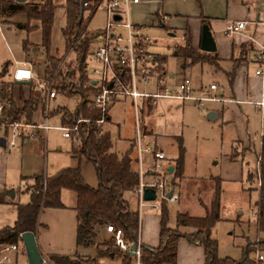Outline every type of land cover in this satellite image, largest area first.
Listing matches in <instances>:
<instances>
[{
	"label": "rangeland",
	"instance_id": "obj_1",
	"mask_svg": "<svg viewBox=\"0 0 264 264\" xmlns=\"http://www.w3.org/2000/svg\"><path fill=\"white\" fill-rule=\"evenodd\" d=\"M27 1L31 2L30 0ZM41 1L42 0H37L36 3H41ZM161 1H163V3H159ZM55 2L58 6L56 9L49 51L43 44L42 29L39 21L31 22L35 27L30 31L25 27L17 28L15 26L17 22L23 24L27 22L25 13H19L13 16L12 19L14 23L12 24L0 23V72L3 63L9 61L10 65L7 70V76L10 74L13 76L12 63L16 64L19 63V61H26L31 64L34 71L41 77L40 79L44 78L48 80L47 75L44 74V70L48 64L49 55H54L62 60L60 67L62 65L65 67L70 64L69 62L74 57V52L71 53V49L69 50V45L63 33L68 23L67 9L65 7L66 0H55ZM262 2L263 0H155L154 3L148 5H133L131 8V18L135 22H141L148 26L147 33L152 43L151 50L159 55L158 64L161 69L165 68L164 70L166 71L168 83H180L188 77L191 79L193 89H204L207 91L210 89V85L215 83L219 87L217 91L218 94L225 93V95H230V82L224 73V70L230 69L228 63H225L221 59L216 63L211 61L192 63L191 59L179 53L180 47L184 43L186 30L188 28L190 30L194 28L197 23H199L198 21L201 20L203 24L209 25V19L212 15L220 18H227L225 19L226 21H233L239 17H245L248 8H250V13L245 19L256 20L257 16L255 15L254 8H260ZM162 7H164L166 14L170 16L166 18V20H163L165 24L164 27L160 25V21L155 14ZM160 13L163 16V11ZM88 15L87 12L84 13V16ZM104 17L105 12L98 10L94 14L89 27L95 30L103 28ZM220 21L224 22L222 19H220ZM254 32L255 26L251 24L249 29L243 33L253 35ZM223 36L227 40H233V35L223 34ZM250 44L255 51L254 42L250 41ZM245 47L247 46H244V48ZM95 48L96 45L91 46L92 50ZM256 69L257 65L251 63L250 74H254ZM171 74H175V78L172 79ZM49 82H53V80ZM33 87L34 90H36L34 83ZM262 88L264 93V84ZM149 90L150 92H154L156 86L152 84L149 86ZM29 91L30 87L24 84L17 85L14 88V93L17 95L23 93L28 96ZM196 91L197 90L193 92L194 95L197 94ZM44 95V113L42 114L39 110L35 116L34 122L42 120L45 116L47 101L46 92ZM80 102L81 96L79 95L68 96L60 93L56 99L51 100L49 115H52L51 112L59 106L66 107L70 111H75ZM121 106L122 105L116 106L115 109L120 111L118 117L121 121L122 135L130 137L134 133L135 136V117L132 102H127L126 105H123L124 107H122V109ZM221 107V104L213 102H206L204 105L199 104L197 101L185 102L184 136L182 139L185 150L184 157L188 159V167L192 170H197V177L205 179L211 176L221 175L224 172L228 174L225 181H222V204L224 206L223 212L221 211L222 220L217 222L212 230L213 236L218 240L219 244L218 255L222 258H231L240 261L244 258L245 247L250 243V245L255 248V251L251 252L249 257L256 260L258 252L264 256V242H261L264 241V231L258 233L255 219L251 214V211L254 210L253 204L258 197V192L248 189L250 185L245 180L247 175L246 163L243 162L244 176L243 179H240L238 178L239 169L235 168L233 164H229L225 161L227 156L233 152V142L231 141L229 131L228 129L224 131L222 119L208 120L207 118L210 111L220 110ZM243 108L246 113L249 114L252 135L255 136V139L259 140L261 133H264V112L259 111L250 104L243 105ZM148 111L150 110H147V112ZM59 115L60 114L56 116ZM53 116L55 115H52V117ZM150 116H152V114L146 116L145 120H149ZM52 117L49 121L50 125L54 126L60 123L59 117L55 119ZM117 131L118 130L112 132L115 138H117L116 135H118ZM43 138L46 145L44 154L42 152L30 151L23 157L21 156L22 146L20 142L18 147L12 150L11 153L8 152L6 146L0 143V152L7 156V159L3 158L1 161L0 174L2 176L4 174L5 177H7V185L5 187H7L8 195L11 190H15L16 197L14 199L18 202L26 203L30 200L28 190L34 185L35 176H51L62 168L70 167L72 164L78 165L79 163V160L77 161L72 157L70 151L72 150L71 140L66 139L62 131L51 129L46 136L43 135ZM74 143L77 146V142L74 141ZM131 149L132 147L128 142L118 143L117 151L121 155L126 154L131 151ZM123 150L124 152H122ZM170 150L171 152H176L175 150L178 151L177 148L174 149L172 147H170ZM243 152H245L244 149H242V153ZM133 153L135 152L133 151ZM242 153L239 152V154ZM167 155L171 158L169 154ZM246 155L245 161L250 165L249 170L255 172L259 171L258 152H246ZM81 167L88 181L95 179L97 183L99 182L96 169L92 163H82ZM0 183L2 182L0 181ZM210 185L214 188L215 183H208L206 180L190 184L187 196H193V192L198 188L200 191L194 193L196 199L200 198L202 199L201 201L205 200V203H209L212 196L211 191L208 190L207 187ZM257 185H259L258 179H256L255 184L251 187L255 188ZM69 194H72V192ZM9 196H11V194ZM67 196L70 197L69 195ZM126 196L130 199L133 207L136 205L137 210L138 198L136 194L128 191L126 192ZM179 210V202H168V224L172 228H177V215ZM188 210L193 216L203 213L202 206H199L193 200L189 202ZM160 213V211L150 206L144 208V211L141 213V223L145 233L153 232L154 226L157 227L159 225ZM17 216V207L0 203V229L5 225H13ZM240 219L245 220V222L250 221V223L240 224L237 222ZM100 228L99 239L103 241L104 245L102 249L106 252L109 250V245L112 246V248L116 246V241L113 234L108 233L103 227ZM76 230V214L72 209L66 207H44L39 215L37 225L39 261H31L26 244L24 241H21L19 263L51 264L48 258L50 253L76 255L87 252L94 254V249L84 250V247L78 245ZM154 232H156V229ZM117 259L119 260L118 264H122V259L119 257H117ZM261 264H264V261L261 262Z\"/></svg>",
	"mask_w": 264,
	"mask_h": 264
},
{
	"label": "trees",
	"instance_id": "obj_2",
	"mask_svg": "<svg viewBox=\"0 0 264 264\" xmlns=\"http://www.w3.org/2000/svg\"><path fill=\"white\" fill-rule=\"evenodd\" d=\"M87 0H66L68 23L63 33L66 37L71 53L74 57L67 66H61L62 60L54 55H49L48 64L44 70L49 81L53 80V86L60 94L68 96L79 95L81 102L75 111L59 106L53 110L52 115H62V124L78 126V132L74 133L76 140L82 142L73 147V154L78 157H86L95 167L98 175V186H91L83 176L80 166L65 167L51 176H35L34 185L28 190L30 200L27 203L17 204V219L13 225H7L0 229V243L15 242L25 232H35L39 215L44 207L63 208L62 191L71 190L76 193L77 201V243L78 245L90 246L94 243L101 231L107 224H113L123 230L126 241L135 244L140 228L141 218L137 211L131 209L125 193L133 191L139 184V174L136 170L133 156L134 145L131 151L119 155L113 151L111 134L105 131L98 135L97 120L101 112L97 108H90L86 95L88 89L84 87L88 74L85 62L90 50V43L80 36L82 29L81 16H83V3ZM55 0H42L41 3H31L27 0H0V23L12 24L13 16L25 13L27 22H17V28L25 27L28 31L35 26L32 21H39L42 29L43 44L49 51L52 32L57 9ZM161 23L163 20L161 19ZM184 43L179 53L183 54L192 63L211 61L218 62L219 58L214 52H206L196 49L193 44V36L188 28L184 36ZM214 55V56H213ZM10 62L4 63L0 72V100L6 106V122L25 121L32 123L39 110L44 113L45 95L41 91L34 90L33 83L26 84L30 87L28 96L20 94L19 102L15 99L14 88L22 85L8 75L7 70ZM7 77V78H6ZM50 115V116H52ZM89 119V121H80ZM180 155L176 160L174 171V183L180 179L184 172V147L182 138H178ZM239 152L232 154L233 159H238ZM258 170H249L246 182L249 183L250 191L256 190L258 197L253 204L255 211V223L258 233L264 231V137L262 147L258 155ZM256 179L259 185L255 184ZM211 204L206 206L204 216H193L187 212H178L177 228L168 224L169 212L168 201L162 203L160 209V245L151 247L143 244V264H177L178 245L186 240L191 243H199L204 248V264H258L249 257L255 251L250 243L245 247L244 258L240 261L231 258H222L218 255V240L213 236V228L222 220V179L216 178ZM5 194L0 195V203H5ZM181 227H190L192 232H183ZM100 229V231H99ZM98 230V232H97ZM264 242V241H261ZM99 255H113L122 259V264H129L133 259L131 252L121 251L118 247L109 245L108 251L99 250ZM51 264H87L88 260L80 256L66 254H51L48 256Z\"/></svg>",
	"mask_w": 264,
	"mask_h": 264
},
{
	"label": "built area",
	"instance_id": "obj_3",
	"mask_svg": "<svg viewBox=\"0 0 264 264\" xmlns=\"http://www.w3.org/2000/svg\"><path fill=\"white\" fill-rule=\"evenodd\" d=\"M142 0H87L83 3L81 16L82 29L80 36L90 43V50L85 62L88 74L84 87L88 89L86 99L90 108H97L101 116L97 120L98 135L106 131V124L111 117V106L121 100H130L134 109L135 139L134 159L139 174V184L133 190L138 198L137 212L140 215L145 207L160 210L164 201L177 202L180 193L174 183V171L170 172L171 160L167 154L156 146L154 139L148 134L144 126L143 114L158 104L161 98H176L180 100H194L199 103L206 101H223L225 99L208 94L194 95L191 79L186 77L180 83H168L166 74L158 71L157 55L151 50L148 26L135 22L131 18V7ZM256 20L237 19L229 22L223 29L225 35H234L246 32L249 26H255L249 40L255 44L254 62L257 65L256 74L262 78L264 84V0L260 6ZM102 10L105 12L104 27L91 29L90 22L94 14ZM87 12L88 16H84ZM116 15L120 16L117 20ZM164 20V19H162ZM92 45H96L94 50ZM13 78L16 81H31L35 89L47 94L45 116L41 122L27 123L25 121L6 122L7 113L2 115L5 107L0 103V139L5 138V146L10 151L15 149L20 141L39 138L47 134L50 129L62 131L63 136L77 142L74 133L78 126L49 124V110L51 100L56 99L59 93L53 82L38 76L29 63L23 62L14 70ZM96 84H93V82ZM154 84L156 90L150 92L149 86ZM216 89L217 84H212ZM264 106V100L253 102ZM80 121H89L81 119ZM148 188L155 190L154 200L145 199ZM172 191L169 198L168 194ZM105 229L115 237L116 247L121 251L131 252L132 245L124 238L123 230L113 224H107ZM22 235L15 242L0 243V264H20V242ZM136 250L129 264H143V241L141 231L135 242ZM264 256L257 253L256 262L261 264Z\"/></svg>",
	"mask_w": 264,
	"mask_h": 264
},
{
	"label": "crops",
	"instance_id": "obj_4",
	"mask_svg": "<svg viewBox=\"0 0 264 264\" xmlns=\"http://www.w3.org/2000/svg\"><path fill=\"white\" fill-rule=\"evenodd\" d=\"M30 1L32 3H36L37 0H30ZM38 1H40V0H38ZM154 1L155 0H142L140 3L134 4V6L148 5L150 3H154ZM159 3H163V1H161ZM254 9H255V15L258 17L260 9L256 8V7ZM161 11H163V16L160 13ZM249 11H250V8H248V11H247V14L245 15V17L242 16V17H239L238 19H245L246 16L249 15V13H250ZM155 14L158 17L160 23H161V19L166 20V18L170 17L168 14H166L164 7L159 9ZM147 19H148V17H147ZM220 19L224 20V22H221ZM225 19H227V18H220V17L212 15L209 19V26L213 32L214 38H215L216 43H217V50L214 52L215 55L218 56L219 60L221 59L225 63H228V65L230 66V69L224 70V73L226 74V77L229 80L230 86H231L230 95H225V93L218 94L217 93V91L219 89L218 85H217L216 89H211V87H210V89H208L207 91L204 89H195V88L193 90H194V92H195V90H197L196 95L208 94L211 96H217V97H221V98L225 99L223 101H206V102H213V103L221 104V106H222L221 109L216 110L218 117L215 120L222 119V127H223L224 131H226L228 129L231 141L233 142L232 143L233 152L236 150L237 152L242 153V149L245 150V152H243L242 154H239L238 159H233L231 157L233 154V152H232L230 155L227 156V158L225 160L229 164H233L235 168L239 169L238 178L243 179V176H244L243 162L246 163L247 173L250 169L249 163L245 161L246 156H247L246 152L255 151L256 153L258 152V154H259L261 147H262V139L264 137L263 132L261 133L259 140L255 139V136L252 135V131L250 129L251 120H250L249 114H247L246 111L244 110L243 105L250 104V105H253L259 111L264 112V108H261L264 106L257 105V104L253 103L256 101H261L262 99L264 100V93H263V88H262L263 83H262V78L260 76H258L256 74V72L252 75L250 74V65H251V63L255 64V62H254L255 51L253 50V46L250 44L249 36L245 33H243V34L237 33L238 35L237 34L233 35V40L225 39V37L223 36V34H224L223 29L229 22H231V21H226ZM234 20H237V19H234ZM198 22L199 23H197V25L191 29V33L193 36L194 47L196 49L201 50L202 25H203V23L201 20ZM244 46H247V47L244 48ZM156 55H157V60L159 62L160 57L158 54H156ZM24 62H26V61H24ZM22 63H23V61H19V63H16V64L12 63V67H13L12 73L13 74H14L15 68ZM29 66H31V64H29ZM3 67H4V63H3L2 69H3ZM157 67H158L157 68L158 71L161 74H166V71L164 70L165 68L161 69L159 64ZM171 78L172 79L175 78V74H171ZM30 82L31 81H21V84L26 85V84H29ZM212 84H215V83H212ZM14 95H15L16 100L20 99L19 94L17 95L16 93H14ZM129 101L130 100H121V101L114 103L111 106V117H110L109 121L107 122L106 128H105L106 131L110 132V134H111V139L113 142V151L116 152L117 154H119V152L117 151V146H118L119 142H122V143L128 142L131 145V147H133V145H134V139H135L134 133L130 137H127L126 135L125 136L122 135L121 121L118 117V115H120V111H117V109H115L116 106H120V105H122L121 106V109H122V107H124L123 105H126V103ZM186 101H194V100H180V99H176V98H161V99H159L158 104L155 107L150 108L149 109L150 111H148V112L145 111L143 114L144 115L143 116V120H144L143 122H144L145 128L147 129L148 134L151 135V137L154 139L156 146L158 148H160L166 154H169L171 156V158H170L171 168L173 167V171H175L176 160L178 159V157L180 155V147H179V143H178V138L183 139V136H184L183 135L184 134L183 124L185 122V102ZM206 102H203V103L198 102V103L201 105H204ZM0 103L3 104L5 107V111L2 114V115H5L7 113L6 112V105L2 101H0ZM180 110H181V112H180ZM151 114H152V116H150V119L146 121L145 120L146 116H149ZM57 117L60 118V123H58L54 126H58V125L62 124L61 115H59V116L55 115L52 118L55 119ZM50 118H49V121H50ZM41 121H43V119L38 120V122H41ZM115 130H118L117 131L118 135H116L117 138H115V136L112 135V132H114ZM43 139L44 138L41 135L39 138H36V139L20 141V145L22 146L21 156L22 157L25 156L26 153L30 152V151L31 152L32 151L33 152H42L44 154V152L46 151V145H45V141ZM66 139H68V138H66ZM68 140H71L72 149H73V147L76 145L74 143V140H72V139H68ZM240 144H241V146H240ZM170 147H172L174 149L177 148L178 151L175 150L176 152H171ZM257 149H258V151H257ZM70 151L72 153V157L75 158L77 161L79 160L78 165L72 164L70 167L80 166L82 173H83V176L86 179V181L91 186L97 187L98 186L97 181L95 179H91L90 181H88L87 177L85 176L83 169L81 167L82 163L86 164V163H91V162L88 159H86V157H84V156L78 157L77 155L73 154L72 150H70ZM8 152L11 153L12 150L10 151L8 149ZM122 152H124V150ZM134 154L135 153H133V155ZM119 155H121V154H119ZM3 158L7 159V156L5 154H2V152H0V164H1V161ZM188 165H189L188 159H186V157H184V172H183L182 177L179 179V182L177 180V183H176V187L180 193V199H179V201H177L180 203V210L178 212H187L190 214V212L188 210L189 202L191 200H193L199 206L201 205L202 209H203L202 210L203 213L201 215H197V216H204L206 214V206H209L211 204L212 199L209 203H205V200L201 201L202 199H200V198L196 199V196L194 195V193L196 191L197 192L200 191L197 187H196L197 190L195 192H193V196L188 197L187 191H188L189 185L195 184V182L197 183L198 181H206V180L208 183H210V182L215 183L216 178H221L222 181H225L226 176H228V174L226 172H224L221 174L222 176L216 175V176H211L210 178L203 179V178L197 177L198 176L197 170L196 169L192 170L190 167H188ZM6 178L7 177H5L4 174H3V176L0 174V181L2 182V183H0V195L5 194L6 195L5 198L7 201V202L1 203V204L12 205V206L17 207V204L22 203V202H18L14 199L16 197V191L15 190H14L15 191L14 197H11L7 194L8 190L6 189L7 187H5L7 185V179ZM207 189L211 191V196H212L211 198H213V192H214L213 186L210 185L209 187H207ZM67 191H69V192H67ZM70 191L71 190L64 189L62 191L61 197H62L63 203L65 204V207L70 208L75 212V214H76V228H77V226H78L77 212L74 208L76 205V201H77V195L73 191H71L72 194H69V193H71ZM129 192L132 193L133 191H129ZM29 194H30V192H29ZM67 195H69L70 197H68ZM125 197L128 199L130 206H131V209L134 211H137L136 205H135V207H133L130 199L126 196V193H125ZM223 209H224V206L222 204V212H223ZM158 211H160V210H158ZM240 212L243 213L242 211H240ZM251 214H252L253 218L255 219V211L254 210L251 211ZM160 219H161V215L159 214V225L157 227L154 226L153 232H150V233L149 232L145 233L143 231V226L141 223L142 228H140V231H141V239L143 241V244L149 245L151 247H158L160 245ZM237 222H239L240 224L250 223V221L245 222V220H241V219ZM255 225H256V223H255ZM45 227H46V225H45ZM155 229H156V232H154ZM181 230L183 232H192L193 231V229L190 227H181ZM99 231H100V229H99ZM97 232H98V230H97ZM99 238H100V232L98 233V236L92 245H90V246L79 245L80 247L81 246L84 247V250L94 249L95 250L94 254L84 252L82 254L79 253V254L72 255V256H75V257L80 256V257L87 259L88 260L87 264H118L119 260L117 258H115L113 255H99L98 254L99 250L104 251L102 249V246L104 245L103 241ZM51 254H55V253H50L48 256H50ZM59 254H62V253H59ZM177 263H179V264H204L205 263V255H204L203 246L199 243H191V242L184 241V240L180 241V243L178 245V262Z\"/></svg>",
	"mask_w": 264,
	"mask_h": 264
},
{
	"label": "water",
	"instance_id": "obj_5",
	"mask_svg": "<svg viewBox=\"0 0 264 264\" xmlns=\"http://www.w3.org/2000/svg\"><path fill=\"white\" fill-rule=\"evenodd\" d=\"M20 2H24L26 0H18ZM117 20L120 19L119 15H116L115 17ZM162 27L165 26L164 23H160ZM201 50L206 52H215L217 50V43L214 38L213 32L208 24L202 25V40H201ZM93 84H96L94 81ZM218 117V114L216 111H210L207 115L208 120H215ZM0 143L5 146V138L0 139ZM170 172H173V167L170 168ZM8 194V192H7ZM11 196H15V191L11 190L10 192ZM9 194V195H10ZM172 195V191L169 192L168 197L170 198ZM156 198L155 190L152 188H148L145 191V199L146 200H154ZM22 239L24 243L26 244V247L29 252V256L32 262H38L39 261V244L37 240V235L35 232H25L22 234ZM132 253L136 250V245H132Z\"/></svg>",
	"mask_w": 264,
	"mask_h": 264
}]
</instances>
